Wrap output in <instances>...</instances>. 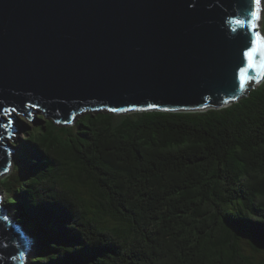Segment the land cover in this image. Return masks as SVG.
<instances>
[{
  "label": "trees",
  "instance_id": "trees-1",
  "mask_svg": "<svg viewBox=\"0 0 264 264\" xmlns=\"http://www.w3.org/2000/svg\"><path fill=\"white\" fill-rule=\"evenodd\" d=\"M38 120L1 180L32 264H264V81L221 108Z\"/></svg>",
  "mask_w": 264,
  "mask_h": 264
},
{
  "label": "water",
  "instance_id": "water-1",
  "mask_svg": "<svg viewBox=\"0 0 264 264\" xmlns=\"http://www.w3.org/2000/svg\"><path fill=\"white\" fill-rule=\"evenodd\" d=\"M253 10L254 0H0V176L16 149L3 125L19 114L70 122L84 109L201 110L240 99L264 81V53L255 67L244 55ZM256 31L264 46L260 19ZM32 246L0 193V264H30Z\"/></svg>",
  "mask_w": 264,
  "mask_h": 264
},
{
  "label": "rangeland",
  "instance_id": "rangeland-1",
  "mask_svg": "<svg viewBox=\"0 0 264 264\" xmlns=\"http://www.w3.org/2000/svg\"><path fill=\"white\" fill-rule=\"evenodd\" d=\"M263 6V3H262V0H261V7ZM263 9V7H262ZM261 21H262V11H261V17H260V26L261 25ZM228 105V104H227ZM38 117H42L44 120L46 119H51L49 118L48 116H46L45 114L43 115L42 112L40 111H36L33 118H28L24 115H17L16 117V123H17V126H18V129H17V132H15V141H16V145L18 144L17 142L19 141L20 138H24L23 136V133H24V129L23 127L25 126V124H29V125H34L36 124L39 120H38ZM18 149L16 148L15 149V154L17 153ZM15 158H16V155H14V158H13V162L9 168V171L7 174H3L0 176V193L1 195L3 196L4 200L6 201V198L8 196V193L6 192V190H4L3 186L1 185V180L4 179V178H8L10 177L14 171H15V165H16V161H15ZM18 218V217H17ZM22 223V222H21ZM22 225L25 227V229L28 231L29 235L31 236L32 238V243H33V247H32V250H31V255H30V264H32L31 262V257H32V254H33V251L35 249V246H36V242H37V238L36 236L33 234V232H31L24 223H22ZM258 256H262V254H264L263 251H260V252H257Z\"/></svg>",
  "mask_w": 264,
  "mask_h": 264
},
{
  "label": "snow or ice",
  "instance_id": "snow-or-ice-1",
  "mask_svg": "<svg viewBox=\"0 0 264 264\" xmlns=\"http://www.w3.org/2000/svg\"><path fill=\"white\" fill-rule=\"evenodd\" d=\"M254 5H255V10L251 11L250 13L251 19L249 21V26L253 31H255V35L252 37V41H251L252 47L244 53V55L249 58V63H250V66L252 67H255V65L251 63V59L253 55L257 52L264 53V46H262L261 44V33L259 31H256L257 23L260 19L261 0H254ZM236 23L239 25H243L245 21L237 20ZM242 77H243V70H242ZM245 87H246V81L243 78H241L240 88L244 89ZM150 107H155V105H150ZM5 111L8 112L9 110H5ZM11 111H15V110L13 109ZM114 111H117V109H114ZM10 123H12V121H9L8 123L4 124L3 127L7 129ZM13 134L14 133H9L8 138H11ZM3 139L4 137L0 136V140H3Z\"/></svg>",
  "mask_w": 264,
  "mask_h": 264
},
{
  "label": "bare ground",
  "instance_id": "bare-ground-1",
  "mask_svg": "<svg viewBox=\"0 0 264 264\" xmlns=\"http://www.w3.org/2000/svg\"><path fill=\"white\" fill-rule=\"evenodd\" d=\"M33 247V246H32Z\"/></svg>",
  "mask_w": 264,
  "mask_h": 264
}]
</instances>
